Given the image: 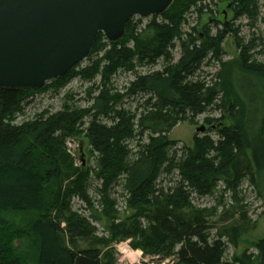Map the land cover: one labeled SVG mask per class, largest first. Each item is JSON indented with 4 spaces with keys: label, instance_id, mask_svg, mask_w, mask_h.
I'll use <instances>...</instances> for the list:
<instances>
[{
    "label": "trees",
    "instance_id": "16d2710c",
    "mask_svg": "<svg viewBox=\"0 0 264 264\" xmlns=\"http://www.w3.org/2000/svg\"><path fill=\"white\" fill-rule=\"evenodd\" d=\"M226 1L232 15L227 23L218 21L207 0H174L146 25L131 19L120 41L106 42L100 33L88 70L76 75L78 64L41 89H0V213L37 215L29 231L0 218V264H29L17 248L25 241L33 243L35 264H115L113 243L129 240L145 256L174 257L177 264H229L222 240L228 233L213 239L207 212L195 210L193 199L213 195L220 182L238 190L247 179L264 199V62L256 54L264 41L255 34L249 40L241 36L242 21L252 28L259 22L260 0ZM190 13L208 14L210 23L186 31ZM228 37L239 52L236 66L224 60ZM160 62L161 71L136 72ZM211 63L217 73L200 76ZM119 71L136 74L123 94L110 86ZM75 75L87 82L101 76V85L87 93L91 106L71 105L70 95L60 112L44 111L17 124L30 97L50 88L59 92ZM138 95L147 97L141 113L122 107L125 99ZM210 113L219 118L204 123L215 127L217 138L211 131L197 134L193 148L175 149L170 139L175 127L195 124ZM81 137L96 155L95 168H75L67 154L66 140ZM93 172L102 182V212L87 194ZM174 174L179 180L167 188L163 177ZM119 183L131 214L117 223L112 192ZM74 196L87 202L91 220L105 226L107 237L100 238L89 219L71 212ZM232 232L235 242L239 230ZM254 246L257 255L245 253L234 262L264 264V239Z\"/></svg>",
    "mask_w": 264,
    "mask_h": 264
},
{
    "label": "rangeland",
    "instance_id": "374dc122",
    "mask_svg": "<svg viewBox=\"0 0 264 264\" xmlns=\"http://www.w3.org/2000/svg\"><path fill=\"white\" fill-rule=\"evenodd\" d=\"M213 2L218 4L215 7ZM226 0H207V4L210 8L217 11V19L219 22L227 23L231 20V13L228 10ZM261 6V18L257 23L255 28H252L247 20L242 21L241 36L249 40L253 34L257 37H261L264 41V0H260ZM210 15H205L203 17L197 16L195 13H190L188 15V24L186 25V31H190L193 27H198L202 29L203 26L210 23ZM152 17L150 18H134L135 21L142 20L143 25H146ZM239 24V23H237ZM106 42H109L108 40ZM111 43V42H109ZM225 55L224 60L227 62H232V65L236 66V61L239 58V52L235 46L234 39L228 37L223 46ZM103 54V53H102ZM174 57L180 58L179 43L177 42L176 48L173 50ZM257 59L260 62H264V47L260 46L257 51ZM95 60V59H94ZM91 61L89 58L82 62L79 67L75 70V74L81 73L84 70H88ZM163 68V63L160 62L155 68H137L136 72L140 75H145L148 73L161 71ZM218 71V66L214 63L205 64L202 68L200 76L206 77L208 74L212 76ZM73 77L69 83L59 92L50 88L46 91L35 93L28 100L29 105L22 114H17L16 122L21 124L24 121L32 120L36 115L41 114L44 111H49L52 114H56L63 109L65 104V99L67 96L72 95L73 100L69 103L75 104L80 108H88L91 106L87 102L88 91L90 88H98L101 85V76H99L95 81L87 82L82 80L81 76ZM136 78L135 73H129L124 71H119V73L113 77L111 85L115 89L114 92H119L121 94L126 92L130 83ZM212 77H210L211 79ZM50 83V82H49ZM47 83V84H49ZM46 84V85H47ZM97 95V93L95 94ZM144 98V99H143ZM147 99L142 95L135 97H128L124 100L122 107L126 110H131L132 112L141 113L144 109L142 103ZM206 118H219L218 113H210L201 116L195 122L191 124L189 122L183 123L175 127V129L170 134V139L176 142L175 149H182L184 147L193 148L194 137L197 134H210L217 138L214 126H207L204 122ZM204 129V132L201 130ZM137 143H132V148L135 147ZM67 154L72 158L75 168L81 167H96V155L91 153V147L88 141L84 138H69L66 140ZM164 185L168 188L173 186L175 182L178 181L177 174L170 175V177H163ZM102 182H99L95 178V173H92V180L90 187L87 191L89 199L94 204V207L99 212H102V195L98 191L101 189ZM113 199L117 202L116 209L119 212V219L123 221L126 217L130 216L131 212L127 207V196L123 192L122 183H119L113 189ZM71 212L77 214L78 216L85 217L89 219L93 226H96L98 232L97 235L102 237H107L109 232L106 231L105 226H101L95 223L90 218L91 207L87 204L85 200L79 196H74L70 203ZM193 208L199 211L207 212V219L210 224V235L213 239H218L220 233H228L222 240L226 244V251L224 255V262L229 264H240L235 263V259H240L244 254L257 255L258 252L255 249V244L264 239V199L258 194L257 189L252 185V183L247 179L239 187L238 190H232L226 186L223 182L219 183L216 192L208 197L193 199ZM230 214L231 219L228 222H224L223 219L228 217ZM0 218L9 222L16 229H22L29 231L31 223L37 218L35 213L28 212H9L0 213ZM227 219V218H225ZM239 230V237L235 242H232L231 237L233 235L232 230ZM226 230V232H225ZM20 253L24 254V257L29 258V264H35V249L31 241L19 242L17 245ZM112 248L114 250L115 264H177V260L172 257L166 260H162L160 257H150L145 256L141 250H134L131 247V241L113 243Z\"/></svg>",
    "mask_w": 264,
    "mask_h": 264
},
{
    "label": "water",
    "instance_id": "95a60500",
    "mask_svg": "<svg viewBox=\"0 0 264 264\" xmlns=\"http://www.w3.org/2000/svg\"><path fill=\"white\" fill-rule=\"evenodd\" d=\"M173 3L0 0V89H41L87 60L100 33L120 41L131 19L162 16Z\"/></svg>",
    "mask_w": 264,
    "mask_h": 264
}]
</instances>
